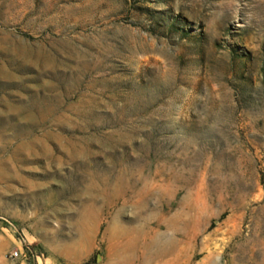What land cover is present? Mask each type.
<instances>
[{"label": "rangeland", "instance_id": "obj_1", "mask_svg": "<svg viewBox=\"0 0 264 264\" xmlns=\"http://www.w3.org/2000/svg\"><path fill=\"white\" fill-rule=\"evenodd\" d=\"M0 264H264V0H0Z\"/></svg>", "mask_w": 264, "mask_h": 264}, {"label": "built area", "instance_id": "obj_2", "mask_svg": "<svg viewBox=\"0 0 264 264\" xmlns=\"http://www.w3.org/2000/svg\"><path fill=\"white\" fill-rule=\"evenodd\" d=\"M16 256H17V252L15 250L7 253V257L10 259L15 258Z\"/></svg>", "mask_w": 264, "mask_h": 264}]
</instances>
